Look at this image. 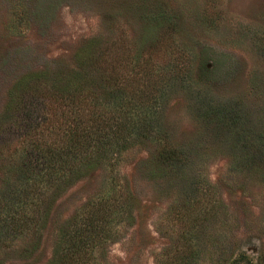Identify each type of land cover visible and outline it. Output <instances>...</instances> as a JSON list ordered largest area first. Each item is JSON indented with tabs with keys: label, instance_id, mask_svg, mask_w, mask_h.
<instances>
[{
	"label": "rangeland",
	"instance_id": "374dc122",
	"mask_svg": "<svg viewBox=\"0 0 264 264\" xmlns=\"http://www.w3.org/2000/svg\"><path fill=\"white\" fill-rule=\"evenodd\" d=\"M80 69L101 94L113 73L131 101L159 106L185 165L151 170L163 143L142 140L75 174L47 201L45 229L0 242V264H61L63 231L113 186L131 213L109 221L87 264H264V0H0V191L30 127L66 120L51 83Z\"/></svg>",
	"mask_w": 264,
	"mask_h": 264
},
{
	"label": "trees",
	"instance_id": "16d2710c",
	"mask_svg": "<svg viewBox=\"0 0 264 264\" xmlns=\"http://www.w3.org/2000/svg\"><path fill=\"white\" fill-rule=\"evenodd\" d=\"M96 60L89 61L87 65L97 69L101 61ZM84 73L81 69L70 71L67 77L57 78L55 83H51L53 99L50 97L48 101L64 108L61 109V117L66 120H61L55 132L52 120H37L30 127L34 133L32 148L22 154L14 170L10 169L15 175L14 181L6 182L5 188L0 191V242L5 245L20 235H37L45 229L51 212L50 202L47 201L59 192L67 179L84 170L94 171L103 163L110 165L114 157L142 140L163 143L151 156V170L174 172L185 165L182 151L172 147L160 129L156 119L159 106L131 101V94L114 88L120 82L113 73L109 75L111 90L101 94L92 86L94 78L87 83ZM96 75L103 82V74ZM119 85L122 86V83ZM161 93L160 89L155 90L156 95L148 100L155 103ZM226 121L220 120L227 125ZM236 121L231 120L233 124ZM240 125L243 127L242 123ZM42 126V131L47 134H41L39 129ZM243 137L240 135L238 141L243 142ZM111 183L114 185V182ZM119 192L118 185L117 194H121ZM193 192L184 199L194 204L196 188ZM122 197L124 199L119 200ZM131 200L133 197L127 192L117 197L113 186L99 198L94 208L75 215L72 227L63 231V239L58 243L61 264H87L94 249L109 237V221L126 212L131 213ZM190 201L187 202L189 205L184 203L186 209H189Z\"/></svg>",
	"mask_w": 264,
	"mask_h": 264
}]
</instances>
